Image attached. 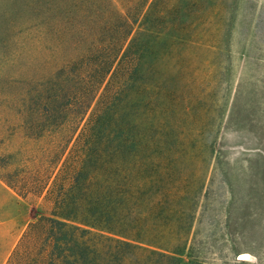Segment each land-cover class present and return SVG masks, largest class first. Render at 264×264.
Wrapping results in <instances>:
<instances>
[{"label": "trees", "instance_id": "trees-1", "mask_svg": "<svg viewBox=\"0 0 264 264\" xmlns=\"http://www.w3.org/2000/svg\"><path fill=\"white\" fill-rule=\"evenodd\" d=\"M56 1L34 5L48 16L32 38L23 23L42 67L8 110L28 147L0 155V181L47 210L5 264H179L194 205L175 169L193 109L182 55L205 0H64L50 16Z\"/></svg>", "mask_w": 264, "mask_h": 264}, {"label": "rangeland", "instance_id": "rangeland-1", "mask_svg": "<svg viewBox=\"0 0 264 264\" xmlns=\"http://www.w3.org/2000/svg\"><path fill=\"white\" fill-rule=\"evenodd\" d=\"M37 1L0 0V155L28 147L8 107L20 111L21 93L35 86L42 67L37 51L21 42L23 23L48 16L47 3L36 15ZM56 3L50 16L65 5ZM201 8L193 47L182 55L181 85L193 109L180 117L190 115L175 169L194 205L175 256L179 264H264V0H205ZM24 157L17 153L13 167ZM41 202L0 181V264L47 210Z\"/></svg>", "mask_w": 264, "mask_h": 264}]
</instances>
